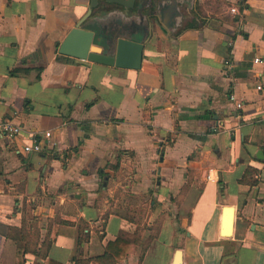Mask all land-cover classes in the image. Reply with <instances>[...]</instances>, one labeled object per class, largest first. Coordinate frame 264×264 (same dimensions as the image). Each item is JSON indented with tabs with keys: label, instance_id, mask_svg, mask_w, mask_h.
Masks as SVG:
<instances>
[{
	"label": "crops",
	"instance_id": "obj_1",
	"mask_svg": "<svg viewBox=\"0 0 264 264\" xmlns=\"http://www.w3.org/2000/svg\"><path fill=\"white\" fill-rule=\"evenodd\" d=\"M90 1L0 0V264H264V0H98L80 26L139 68L58 51Z\"/></svg>",
	"mask_w": 264,
	"mask_h": 264
},
{
	"label": "water",
	"instance_id": "obj_2",
	"mask_svg": "<svg viewBox=\"0 0 264 264\" xmlns=\"http://www.w3.org/2000/svg\"><path fill=\"white\" fill-rule=\"evenodd\" d=\"M98 0H91L86 15L72 27L63 41L59 44L58 51L62 54L81 59L115 65L124 68H139L143 56V43L125 37H119L113 54L103 53L99 48L92 45L94 32L80 26L82 20L90 14L91 9L97 5ZM124 6H131L133 0H108ZM224 224L230 226L231 220L227 215ZM226 228L224 232H226ZM181 250H175L173 264H181Z\"/></svg>",
	"mask_w": 264,
	"mask_h": 264
},
{
	"label": "built area",
	"instance_id": "obj_3",
	"mask_svg": "<svg viewBox=\"0 0 264 264\" xmlns=\"http://www.w3.org/2000/svg\"><path fill=\"white\" fill-rule=\"evenodd\" d=\"M231 10L235 11L236 8L232 7ZM254 61L259 63L264 62V58L261 59L259 57H255ZM228 65H231V62H229ZM230 99L235 102L237 108L242 106V102L237 100L233 93L230 94ZM17 113L18 111L13 109L10 116L5 117L0 121V138L14 139L21 135L23 127L15 120ZM56 144V141L51 139V132L45 131L41 136L35 135L32 137L30 142L24 143L22 150L24 152H42L45 145H48L50 148H52V150H54L56 148ZM207 178H210L209 174H207Z\"/></svg>",
	"mask_w": 264,
	"mask_h": 264
},
{
	"label": "trees",
	"instance_id": "obj_4",
	"mask_svg": "<svg viewBox=\"0 0 264 264\" xmlns=\"http://www.w3.org/2000/svg\"><path fill=\"white\" fill-rule=\"evenodd\" d=\"M108 215V214H107ZM106 215V216H107ZM124 216L129 219V220H133L134 218L131 216V214H129V212H127L126 214H124ZM23 227V226H22ZM23 230V228H22ZM24 236V235H23ZM29 239V238H28ZM26 240V239H25ZM29 240H26V246L29 243ZM125 240H123L122 238H116L115 241L112 244L118 245V247H121L123 244H125ZM121 245V246H120ZM28 247V246H27ZM48 248V245H45V249ZM144 249L142 250V253L140 255V258L142 257ZM118 257H121L120 254H117ZM45 260L42 264H62L56 260H53L51 258H46V256L44 255ZM95 259L100 263V264H117V260L115 259L114 255L108 253V251H105L103 254L96 256Z\"/></svg>",
	"mask_w": 264,
	"mask_h": 264
},
{
	"label": "rangeland",
	"instance_id": "obj_5",
	"mask_svg": "<svg viewBox=\"0 0 264 264\" xmlns=\"http://www.w3.org/2000/svg\"><path fill=\"white\" fill-rule=\"evenodd\" d=\"M98 48V47H97ZM123 193V192H122ZM122 193L121 192H119L118 194H117V197H120V201L122 200V201H124V202H126V201H128L129 203H131V202H133L134 204H138L141 200V197H135V196H132V195H129V196H127L126 194H124V195H122ZM119 204H120V206L122 207V205H121V203L119 202ZM128 207L126 206L125 207V209L124 210H127L128 212H130V209H131V211H132V208L130 207V208H128ZM145 208V207H144ZM141 205H138V206H136L135 207V209H134V216L136 217V218H138V220H142L144 217H145V215H146V208L144 209ZM123 210V209H122Z\"/></svg>",
	"mask_w": 264,
	"mask_h": 264
}]
</instances>
